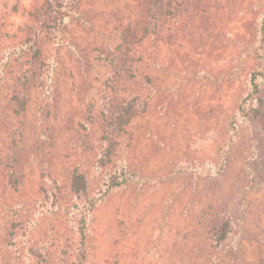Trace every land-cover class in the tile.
<instances>
[{
	"label": "rangeland",
	"instance_id": "rangeland-1",
	"mask_svg": "<svg viewBox=\"0 0 264 264\" xmlns=\"http://www.w3.org/2000/svg\"><path fill=\"white\" fill-rule=\"evenodd\" d=\"M0 264H264V0H0Z\"/></svg>",
	"mask_w": 264,
	"mask_h": 264
},
{
	"label": "trees",
	"instance_id": "trees-1",
	"mask_svg": "<svg viewBox=\"0 0 264 264\" xmlns=\"http://www.w3.org/2000/svg\"><path fill=\"white\" fill-rule=\"evenodd\" d=\"M166 13V12H165ZM168 13H170V12H168ZM43 25L45 26V27H47V28H55L57 25H59V24H57V22H43ZM139 70V69H138ZM254 78H253V80H252V83L254 84V86L256 87V88H258L259 86H258V83H256L255 82V77H256V74H255V76H253ZM118 183H120V182H118ZM84 187L86 188V186L84 185Z\"/></svg>",
	"mask_w": 264,
	"mask_h": 264
}]
</instances>
